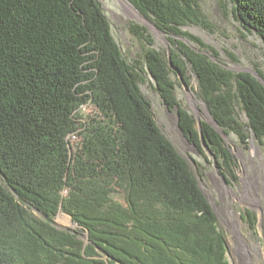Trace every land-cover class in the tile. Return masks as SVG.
I'll list each match as a JSON object with an SVG mask.
<instances>
[{
	"label": "trees",
	"instance_id": "16d2710c",
	"mask_svg": "<svg viewBox=\"0 0 264 264\" xmlns=\"http://www.w3.org/2000/svg\"><path fill=\"white\" fill-rule=\"evenodd\" d=\"M129 1L171 41L160 50L146 25L131 24L141 43L133 63L99 0H0V264H229L216 213L140 82L153 78L202 153L178 86L195 77L213 119L247 145L264 140V84L183 28L210 27L199 0ZM233 2L264 40V0ZM200 128L235 177L224 137L204 119ZM61 210L75 229L53 223Z\"/></svg>",
	"mask_w": 264,
	"mask_h": 264
},
{
	"label": "rangeland",
	"instance_id": "374dc122",
	"mask_svg": "<svg viewBox=\"0 0 264 264\" xmlns=\"http://www.w3.org/2000/svg\"><path fill=\"white\" fill-rule=\"evenodd\" d=\"M99 1L110 20L114 38L125 58L131 63L141 53V43L130 28L133 23L148 27L158 49L164 51L171 45L169 35L155 28L140 12L133 11L126 4V1L130 2L129 0ZM199 1L210 22V27L189 23L183 28L214 46L219 51V59L232 70L247 69L264 72V40L239 19L234 10L233 0ZM144 76L145 80L140 82V87L151 103V110L158 126L190 164L201 189L216 213L218 228L226 239V257L229 264H238L241 236L251 250L252 264H264V140L259 141L252 137L245 145L239 141L234 132L226 134L224 142L235 157L236 166L235 177L230 172L225 173L218 167L217 159H214L212 154L200 152L187 140L178 125L176 112L163 103L154 87L153 78L148 74ZM173 77L176 78L174 74ZM197 89V80L192 77L191 84L182 83L178 86L177 92L180 102L195 116L199 126V121L209 118V115L204 102L196 94ZM93 111V106L86 107V113ZM241 119L247 120L243 113ZM253 144L258 148L257 150H254ZM243 173L255 179L260 205L252 203L247 199V195H244L249 192L250 196H253L254 192L245 186ZM35 213L41 215L37 211ZM65 219L60 217L59 212L54 217L53 223L62 229L77 227L73 222L66 224ZM81 236L86 239V232L81 233Z\"/></svg>",
	"mask_w": 264,
	"mask_h": 264
},
{
	"label": "bare ground",
	"instance_id": "6f19581e",
	"mask_svg": "<svg viewBox=\"0 0 264 264\" xmlns=\"http://www.w3.org/2000/svg\"><path fill=\"white\" fill-rule=\"evenodd\" d=\"M126 4L129 5V7H131L133 9V11H135L136 13L137 10L133 7V5L126 1ZM253 147H254V150H257L258 148L253 144ZM243 179H244V182H245V186L246 187H249L253 190V196L250 194L251 193H247V194H244L247 199L251 200L252 203L256 204V205H260V201H259V197H258V193H257V183L255 181V179L251 178L249 175H247V173H243ZM60 217L61 218H66V224H71L72 221H71V218L69 217V215L63 213V212H60ZM238 231V230H237ZM240 241H241V245H240V248H239V253H238V257H239V261H238V264H252V255H251V250L250 248L248 247V245L246 244L245 240H244V237L241 236L240 237Z\"/></svg>",
	"mask_w": 264,
	"mask_h": 264
},
{
	"label": "water",
	"instance_id": "95a60500",
	"mask_svg": "<svg viewBox=\"0 0 264 264\" xmlns=\"http://www.w3.org/2000/svg\"><path fill=\"white\" fill-rule=\"evenodd\" d=\"M132 4V3H131ZM133 5V4H132ZM133 7L137 10V12H139V10L133 5ZM143 16V15H142ZM145 19H147L145 16H143ZM148 20V19H147ZM149 22H151L150 20H149ZM152 24H153V26H155V28H157L158 29V27L153 23V22H151ZM159 30V29H158ZM168 52H169V55H170V50L168 49ZM242 70H244V71H250V70H247V69H242ZM241 71V70H240ZM254 75H256L257 76V78L264 84V78L262 77V75L259 73V71L258 70H256V71H251ZM184 84H186V83H184ZM187 85V84H186ZM205 104V103H204ZM170 110H172V109H170ZM173 111V110H172ZM176 114H177V120H178V113L176 112ZM208 115H209V118H205L204 120H206V121H208L212 126H214L216 129H217V131L223 136V137H225L226 136V132L219 126V124L216 122V120L215 119H213V117L210 115V113L208 112ZM199 129H200V134H201V139H202V144H203V147H204V149H205V152L208 154H212V156H213V158L214 159H216V156H215V154L207 147V145H206V141H205V139H204V136H203V133H202V131H201V128H200V121H199ZM60 212H63L62 210L60 211ZM63 213H65V212H63ZM65 214H67V213H65ZM67 215H69V214H67ZM69 217L71 218V221L75 224V225H77L73 220H72V217L69 215ZM86 236H87V238H88V233H86ZM86 238V239H87Z\"/></svg>",
	"mask_w": 264,
	"mask_h": 264
},
{
	"label": "built area",
	"instance_id": "2783aa9c",
	"mask_svg": "<svg viewBox=\"0 0 264 264\" xmlns=\"http://www.w3.org/2000/svg\"><path fill=\"white\" fill-rule=\"evenodd\" d=\"M87 106H93L91 103H87V104H84L83 106H82V110L83 111H86V107ZM93 109H94V106H93ZM70 139H71V141H72V144H76V142H77V140H79V136L77 135V134H72L71 136H70Z\"/></svg>",
	"mask_w": 264,
	"mask_h": 264
}]
</instances>
